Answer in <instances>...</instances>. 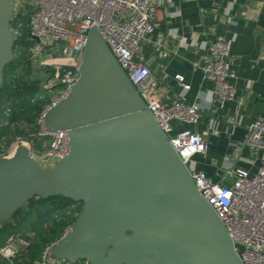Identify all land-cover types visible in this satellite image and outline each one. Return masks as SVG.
<instances>
[{
  "label": "water",
  "instance_id": "95a60500",
  "mask_svg": "<svg viewBox=\"0 0 264 264\" xmlns=\"http://www.w3.org/2000/svg\"><path fill=\"white\" fill-rule=\"evenodd\" d=\"M13 10V0H0V86L14 57ZM41 121L48 131L67 130L69 150L49 167L24 143L0 157V222L34 197L60 195L82 207L48 248L55 260L242 264L224 223L96 25L87 30L77 80Z\"/></svg>",
  "mask_w": 264,
  "mask_h": 264
},
{
  "label": "built area",
  "instance_id": "2783aa9c",
  "mask_svg": "<svg viewBox=\"0 0 264 264\" xmlns=\"http://www.w3.org/2000/svg\"><path fill=\"white\" fill-rule=\"evenodd\" d=\"M13 1L11 20H14L15 27L11 30L14 38L22 34V17H27L26 44L19 45L18 51L27 52L33 69L30 79L37 81L47 99L35 122L38 129L28 134L34 140L17 135L9 145L0 147V157L10 156L20 143L28 147V153L41 167H49L67 154V130H46L42 126L41 116L51 105L65 97L77 80L87 30L96 25L145 100L147 108L189 168L198 190L224 223L242 264H264V157L255 171L236 167L224 157L226 166L217 179H212L198 168L195 156L206 153L208 149L205 133L192 128L177 130L175 126L195 125L202 111L200 104L194 100L186 101L181 96L165 101L157 92L156 77L142 57V44L157 25V5L162 0ZM231 44L232 39L224 35L211 39L207 44L208 58L202 65L205 76L212 83L211 92L219 108L233 100L236 93L231 81L235 77ZM161 46L160 42H156L154 49L160 52ZM174 77L183 89L189 88V84L183 82L182 75L176 74ZM211 131L218 132L213 124ZM242 146L260 150L264 154V117L256 118L249 125ZM70 227L66 226L63 233ZM14 241L10 239L0 247L3 257L15 255L20 245L16 246ZM24 242L20 239L21 244ZM51 245L42 251L40 256L43 261L37 260V264H89L87 259L60 263V260L49 258L48 248Z\"/></svg>",
  "mask_w": 264,
  "mask_h": 264
},
{
  "label": "crops",
  "instance_id": "0c3cea01",
  "mask_svg": "<svg viewBox=\"0 0 264 264\" xmlns=\"http://www.w3.org/2000/svg\"><path fill=\"white\" fill-rule=\"evenodd\" d=\"M157 25L142 44V57L157 79V92L165 100L181 96L197 101L201 114L195 125L177 124L205 133L206 153L196 165L212 179L223 174L227 157L236 167L255 171L264 157L260 150L242 146L249 125L264 117V0H162ZM217 35L232 39L235 98L218 107L212 83L202 65L207 44ZM161 43L160 52L154 49ZM189 84L183 89L175 75ZM217 133L211 131V125ZM242 146L241 148L237 146Z\"/></svg>",
  "mask_w": 264,
  "mask_h": 264
},
{
  "label": "trees",
  "instance_id": "16d2710c",
  "mask_svg": "<svg viewBox=\"0 0 264 264\" xmlns=\"http://www.w3.org/2000/svg\"><path fill=\"white\" fill-rule=\"evenodd\" d=\"M26 22L27 17L23 16L20 28L22 34L14 38V57L3 69L0 86V142L7 140L9 143L17 135L34 140L28 134L37 130L35 122L47 99L37 81L30 79L33 69L27 52L18 51L19 45L26 44ZM14 27L15 22L11 20L10 28ZM38 146L41 148L40 144ZM81 207L82 202L60 195L28 200L24 208L0 222V247L15 238L27 243L25 246L20 245L11 258L0 254V264H37L42 251L62 235L66 226L72 225ZM65 261L60 260V263Z\"/></svg>",
  "mask_w": 264,
  "mask_h": 264
},
{
  "label": "rangeland",
  "instance_id": "374dc122",
  "mask_svg": "<svg viewBox=\"0 0 264 264\" xmlns=\"http://www.w3.org/2000/svg\"><path fill=\"white\" fill-rule=\"evenodd\" d=\"M38 129V128H37ZM36 132V131H35ZM14 140V139H13ZM13 140H11L9 143H7L8 141L7 140H2L1 142H0V145H2V146H7V145H9ZM28 142V141H27ZM40 142V141H39ZM75 206V204H73L72 205V207H74ZM16 239H18V240H16ZM13 243H15V245L16 246H18V245H23V246H25L27 243L26 242H24V244H21L20 243V239L19 238H15V241L13 242Z\"/></svg>",
  "mask_w": 264,
  "mask_h": 264
}]
</instances>
